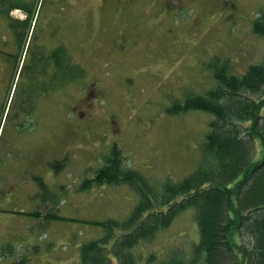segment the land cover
<instances>
[{
	"label": "rangeland",
	"instance_id": "rangeland-1",
	"mask_svg": "<svg viewBox=\"0 0 264 264\" xmlns=\"http://www.w3.org/2000/svg\"><path fill=\"white\" fill-rule=\"evenodd\" d=\"M13 1L36 5L31 33H77L79 37L69 38L67 47L74 62L82 63L86 71L81 80L84 87L66 86L53 93L54 112L44 120L49 127L32 131H50L49 149L40 151L36 143V154L32 150L14 152L8 140L34 145L33 135L31 139L13 136L12 123L17 126L19 118L6 119L0 177L6 162L27 161L28 167L15 169V173L34 181L36 200L48 199L37 204V211L52 210L58 216L76 219L50 222L45 242L37 240L24 249L17 242L14 246L18 257L22 251L27 258L31 256L33 261L28 264H81V246L105 236L102 228L82 221L123 222L139 202L129 185L96 187L91 194L78 191L82 182L95 177L115 146L123 153L124 166L144 175L157 191L168 180L178 182L189 176L199 164L213 118L200 111L170 117L167 110L178 100L184 104L188 97L206 94L216 86L211 67L216 57L230 59L237 74L261 61L264 38L255 36L252 26L264 10V0ZM21 15L25 18L26 14ZM9 33V21L0 14V46L9 41ZM38 43L44 48L47 44L43 36L38 37ZM28 83L19 85L13 109ZM72 104L75 110L69 109ZM59 122L63 127L58 128ZM263 158L262 142L257 139L254 162ZM55 161L63 166L54 168ZM52 195L59 200L53 204L55 209ZM0 197L5 198V194ZM91 199L95 201L92 206ZM36 222L44 226L45 218ZM31 223L21 220L20 228ZM199 241L195 210L191 208L153 242L138 245L133 255L136 264H163L171 251L181 249L189 259ZM50 243L52 250L48 251ZM36 258L41 259L37 262Z\"/></svg>",
	"mask_w": 264,
	"mask_h": 264
},
{
	"label": "trees",
	"instance_id": "trees-1",
	"mask_svg": "<svg viewBox=\"0 0 264 264\" xmlns=\"http://www.w3.org/2000/svg\"><path fill=\"white\" fill-rule=\"evenodd\" d=\"M16 9L28 12L29 18L14 19L11 13ZM35 9V4L0 0V14L9 21L10 30L7 46L0 51V64L8 61L17 67L22 61ZM252 30L264 38V10ZM33 46L30 54L37 61L41 52L35 53ZM68 55L64 57L70 64L67 80L74 83L86 78V72L73 66ZM213 61L216 86L206 94L188 97L184 104L177 101L168 110L169 115L200 111L212 116L197 168L179 182L168 180L157 191L140 173L125 169L121 150L113 147L81 190L129 185L139 195V202L123 222L92 223L105 236L81 246L82 264H115L112 258L117 264H136L133 250L143 242H153L191 208L200 241L189 259L173 250L163 264H264V158L254 162L257 139L264 149V58L249 65L244 74L233 70L230 59L216 57ZM8 252L14 254V249L8 246L1 254Z\"/></svg>",
	"mask_w": 264,
	"mask_h": 264
},
{
	"label": "flooded vegetation",
	"instance_id": "flooded-vegetation-1",
	"mask_svg": "<svg viewBox=\"0 0 264 264\" xmlns=\"http://www.w3.org/2000/svg\"><path fill=\"white\" fill-rule=\"evenodd\" d=\"M56 66L57 62L50 56H46L44 52H41L37 61H34V57L28 54L23 63L17 64V67H14V63L8 61L0 64V96L2 91L5 92V97L9 96L16 78V91L22 81L23 83L29 81L16 103L17 107L13 109V106H15L14 97L13 106L8 109V113L13 120L19 118L18 128H40L44 119H50L52 83H56L52 82V70ZM4 98H0V117L6 110V104H3Z\"/></svg>",
	"mask_w": 264,
	"mask_h": 264
},
{
	"label": "crops",
	"instance_id": "crops-1",
	"mask_svg": "<svg viewBox=\"0 0 264 264\" xmlns=\"http://www.w3.org/2000/svg\"><path fill=\"white\" fill-rule=\"evenodd\" d=\"M16 144L10 146L13 151H20L24 148ZM21 161L6 162L4 174L0 177V196L5 194V198L0 197V247L19 239L21 221L18 214L20 211H30V197L36 191L33 182L21 176V173H15V169L28 167L27 161ZM13 225H17V227H13Z\"/></svg>",
	"mask_w": 264,
	"mask_h": 264
}]
</instances>
